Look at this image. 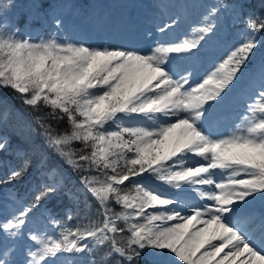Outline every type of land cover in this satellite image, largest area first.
Here are the masks:
<instances>
[{"label": "snow or ice", "instance_id": "obj_1", "mask_svg": "<svg viewBox=\"0 0 264 264\" xmlns=\"http://www.w3.org/2000/svg\"><path fill=\"white\" fill-rule=\"evenodd\" d=\"M14 6L0 0V188L35 183L0 205V264H264V13L230 0L184 31L161 16L92 44L52 0L31 5L41 30ZM222 11L242 27L211 52Z\"/></svg>", "mask_w": 264, "mask_h": 264}, {"label": "rangeland", "instance_id": "obj_2", "mask_svg": "<svg viewBox=\"0 0 264 264\" xmlns=\"http://www.w3.org/2000/svg\"><path fill=\"white\" fill-rule=\"evenodd\" d=\"M13 2L15 6L11 11L19 21V25L23 28L26 24H30L32 28L41 30V22L31 16V5L36 0H13ZM52 2L60 6L68 34L74 39L86 40L92 44L105 41L115 44L127 43L137 34L143 33L146 28L158 24L161 16L167 19L168 16L179 14L183 19L177 31H184L192 21L201 18L208 4H224L222 0H52ZM240 27L242 25L237 24L229 11H222L220 30L208 50L215 52L224 42H230ZM43 31L46 33L48 27H44ZM261 59H264V49L260 50L254 64H258ZM32 186L33 184H29L21 197ZM9 192L15 191L10 187L2 188L0 205H5V195ZM256 206H260L259 201ZM48 207L52 208L49 204ZM10 210V202L0 207V212Z\"/></svg>", "mask_w": 264, "mask_h": 264}, {"label": "trees", "instance_id": "obj_3", "mask_svg": "<svg viewBox=\"0 0 264 264\" xmlns=\"http://www.w3.org/2000/svg\"><path fill=\"white\" fill-rule=\"evenodd\" d=\"M224 1V4H227L230 2V0H222ZM249 3L251 4L252 8L257 11V12H261L264 13V7H262V0H249ZM260 53V51L257 52L255 58H254V62L257 59V55ZM253 62V63H254ZM3 91V94L6 96L7 95V91L6 90H0ZM10 99V98H9ZM10 103H12L13 105H15V101H12L10 99ZM39 142V141H38ZM54 159V158H53ZM9 162L10 163H14V161L12 160L11 157H9ZM0 172H3V169H0ZM2 174V173H1ZM69 176H71V174L69 173ZM72 180H75V177H72ZM35 181L29 180V181H25V182H18L15 186L9 185L3 188H13L15 192H18L19 195L21 196L22 192L26 190L27 185L29 184H34ZM2 190V188H0V191ZM30 194V190L27 191V193L24 196H27ZM69 203L67 197H64L63 195H60L58 197H56L51 203H49V206H51L52 208H63V206L67 205ZM148 258L146 257L144 260H141V264H146V260Z\"/></svg>", "mask_w": 264, "mask_h": 264}]
</instances>
